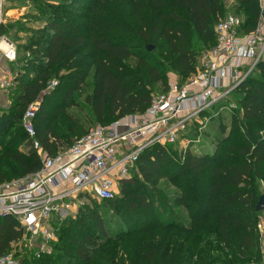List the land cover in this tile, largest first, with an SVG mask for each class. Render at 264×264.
Segmentation results:
<instances>
[{
	"label": "trees",
	"instance_id": "16d2710c",
	"mask_svg": "<svg viewBox=\"0 0 264 264\" xmlns=\"http://www.w3.org/2000/svg\"><path fill=\"white\" fill-rule=\"evenodd\" d=\"M240 1L230 12L246 16L241 33L248 34L260 4ZM46 9L43 26L23 46L28 56L18 62L11 106L0 112V185L42 167L22 125L30 105L42 102L35 129L52 157L86 135L87 125L143 114L155 97L151 86L163 85L158 95L167 91L169 69L183 82L196 72L199 53L216 44L213 27L224 11L223 0H66ZM7 33L1 26L0 36ZM91 74L92 91L81 104L75 95ZM231 97L230 132L218 126L212 154L194 152L195 138L179 157L175 145L149 147L136 174L120 182L119 196L101 206L93 200L76 218L57 222L54 253L21 264H260L264 61ZM72 108L90 116L83 120ZM168 185L178 192L168 195ZM22 237L15 218L0 217L1 256Z\"/></svg>",
	"mask_w": 264,
	"mask_h": 264
},
{
	"label": "built area",
	"instance_id": "2783aa9c",
	"mask_svg": "<svg viewBox=\"0 0 264 264\" xmlns=\"http://www.w3.org/2000/svg\"><path fill=\"white\" fill-rule=\"evenodd\" d=\"M8 1L0 0V27L5 23ZM259 4L261 15L254 31L242 34L243 19L239 16L229 14L220 19L215 26L216 44L199 57L196 72L183 83L170 84L143 114L92 128L53 157L43 151L37 139L35 118L41 103L28 107L22 125L42 167L0 185V217L15 218L23 234L9 253L0 255V264H21L15 253L19 246L38 259L50 254L57 242L53 222L59 215L76 217L80 208L93 200L101 203L113 199L142 152L153 145L183 142L205 112L230 100L232 92L264 61V0ZM0 51L8 62L17 61V47L6 36H0ZM16 79L0 68V90L15 89ZM56 85L53 82L51 88ZM234 107L230 103L225 109ZM258 227L260 264H264V220Z\"/></svg>",
	"mask_w": 264,
	"mask_h": 264
},
{
	"label": "rangeland",
	"instance_id": "374dc122",
	"mask_svg": "<svg viewBox=\"0 0 264 264\" xmlns=\"http://www.w3.org/2000/svg\"><path fill=\"white\" fill-rule=\"evenodd\" d=\"M62 2H66V0H9L8 1L6 12H5L4 25L6 26V31L8 32L6 34V37L16 45L17 50H18V59H17V64H15V67L19 68L18 62H20V60L23 59L27 55V52L25 51L23 46L28 42L31 34L43 26L45 18H46V10H48L46 8L54 4L57 6L61 5ZM235 6L242 7L241 1L240 0H223L224 11L222 14L218 16L217 22L215 23L213 27L214 32H215V26L218 23V21L226 17L227 15L231 14L232 12H230V10H232V8ZM244 16L243 18H246V16L245 17ZM205 50L201 51L199 53V56H201ZM19 74L20 73L17 74V77L19 76ZM66 74L67 73H62V76ZM255 76H258V74H255ZM183 80H184V77L179 76L174 71L169 69V71L167 72L168 86L173 83H181L183 82ZM92 83H93V76L91 74V76L87 80V87L84 88L83 93L82 94L77 93L75 95V98L81 104H83L86 95H88L92 91ZM163 88H164L163 85L158 84V85L151 86L150 89L152 90V94L156 96L158 95V93H160L163 90ZM231 99L233 98L231 97ZM40 103L42 102L40 101ZM229 103H233V102H228L226 103L227 105L224 104L226 106L225 107L221 106L222 109L220 106L217 107L216 109L211 111L212 113L209 114L208 116L202 115L201 118L199 119V122L203 123L204 125H202L201 123H196L191 128L189 132V138L197 139V141L191 147L194 152L200 153V154H205V153L212 154L214 152V144L212 143L213 141L212 138L217 133L218 126L223 125L224 128L226 129V132H225L226 134L230 132L231 119L233 116L232 112H233V109L236 108V106L232 110H229V109L227 110L225 108L229 105ZM69 112H72L76 116H80L81 118H83V120H85V117L90 116V113L88 112V110L81 112L79 109L72 108L70 109ZM217 114L219 117L217 116ZM212 117L216 121L212 120ZM95 127H97V125H91V126L87 125L88 130L95 128ZM189 138H187L186 140H181L183 142H180L176 144L174 147H172L173 152L176 151L178 157L181 154H185V150L183 147H185L188 144ZM134 174H136L135 171L131 173L129 178L133 177ZM261 191L264 192V184H261ZM177 192L178 191L175 188H171L168 185V189H167L168 195L176 194ZM119 193H120V187H118L116 197L119 196ZM88 204L90 206H93V202H89ZM97 204L101 206L102 203L97 202ZM169 207L175 208V206L172 204L169 205ZM174 210L177 211V209H174ZM111 216H112V212L107 213V217H111ZM67 218L74 219L76 217H72V216L63 217L59 215V217H57L53 222V228H54L57 241H58L57 226H56L57 222H63ZM262 220H264V213L260 216L259 224L262 222ZM15 253L19 257L21 262H24L25 260L33 262L36 259L35 254H33L32 251H30L24 246H19L18 248H16ZM53 253H54V246L51 250V253L45 256H50Z\"/></svg>",
	"mask_w": 264,
	"mask_h": 264
},
{
	"label": "crops",
	"instance_id": "0c3cea01",
	"mask_svg": "<svg viewBox=\"0 0 264 264\" xmlns=\"http://www.w3.org/2000/svg\"><path fill=\"white\" fill-rule=\"evenodd\" d=\"M15 64H17V61L15 63L8 62L5 59L3 53L0 51V68L3 71L7 72V74L9 75L17 76V74L19 73V68L15 67ZM15 89L0 90V112H3L10 108L12 102L11 96ZM21 149L25 151L29 150V148H26L24 145L21 147Z\"/></svg>",
	"mask_w": 264,
	"mask_h": 264
},
{
	"label": "water",
	"instance_id": "95a60500",
	"mask_svg": "<svg viewBox=\"0 0 264 264\" xmlns=\"http://www.w3.org/2000/svg\"><path fill=\"white\" fill-rule=\"evenodd\" d=\"M152 49H153L152 46H148V50H152ZM256 211L257 212H263L264 211V195L261 196L259 203L257 205Z\"/></svg>",
	"mask_w": 264,
	"mask_h": 264
},
{
	"label": "bare ground",
	"instance_id": "6f19581e",
	"mask_svg": "<svg viewBox=\"0 0 264 264\" xmlns=\"http://www.w3.org/2000/svg\"><path fill=\"white\" fill-rule=\"evenodd\" d=\"M4 48V47H3Z\"/></svg>",
	"mask_w": 264,
	"mask_h": 264
}]
</instances>
